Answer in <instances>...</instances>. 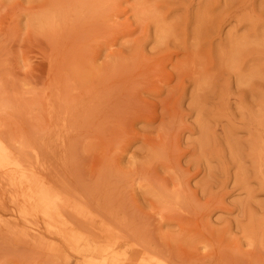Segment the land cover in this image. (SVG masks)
I'll use <instances>...</instances> for the list:
<instances>
[{
    "label": "rangeland",
    "instance_id": "374dc122",
    "mask_svg": "<svg viewBox=\"0 0 264 264\" xmlns=\"http://www.w3.org/2000/svg\"><path fill=\"white\" fill-rule=\"evenodd\" d=\"M0 146V264H264V0H0Z\"/></svg>",
    "mask_w": 264,
    "mask_h": 264
},
{
    "label": "bare ground",
    "instance_id": "6f19581e",
    "mask_svg": "<svg viewBox=\"0 0 264 264\" xmlns=\"http://www.w3.org/2000/svg\"><path fill=\"white\" fill-rule=\"evenodd\" d=\"M63 112V111H62ZM32 136V135H31ZM28 141V140H27ZM3 144V143H2ZM4 146V145H3ZM33 155V154H32ZM34 157V156H32ZM20 164H22L20 162ZM6 165H11L10 163L7 164V155H6V151L0 146V168H5L7 167ZM36 165V164H35ZM12 166V165H11ZM34 167V166H33ZM24 168V167H23ZM24 174V173H23ZM23 174H21V176H23ZM25 175V174H24ZM26 177H28V175H25ZM25 176L23 177V179H25ZM29 179V178H28ZM62 183V182H61ZM70 186V185H69ZM69 190V189H68ZM11 193V192H10ZM48 195V194H47ZM14 196V195H13ZM62 197V196H61ZM39 202V201H38ZM62 202V198H50V194L49 197L45 196L43 198H41L40 200V206L42 208L43 211V215L51 222V221H56L59 218L62 217L63 213L62 210H64V208L62 209L61 207H63V205L61 206L60 203ZM18 207V206H16ZM66 210V209H65ZM66 213V211H65ZM25 215V214H24ZM52 223V222H51ZM89 224V223H88ZM115 227V226H114ZM119 230V229H118ZM117 235V234H116ZM119 237V236H118ZM104 264V263H103ZM133 264V263H132Z\"/></svg>",
    "mask_w": 264,
    "mask_h": 264
}]
</instances>
